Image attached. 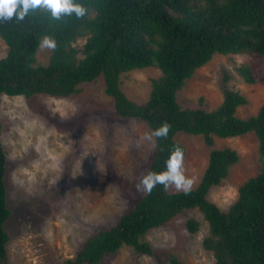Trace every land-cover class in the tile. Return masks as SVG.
Wrapping results in <instances>:
<instances>
[{
	"label": "trees",
	"instance_id": "1",
	"mask_svg": "<svg viewBox=\"0 0 264 264\" xmlns=\"http://www.w3.org/2000/svg\"><path fill=\"white\" fill-rule=\"evenodd\" d=\"M87 9L78 19L64 16L53 21L45 10L30 12L23 21H0V37L8 52L0 58V96L36 93L67 97L79 85L103 75L105 91L123 117L137 118L152 130L171 125L166 139H155L149 171H162L171 150L185 145L176 135H203L214 145V136L232 137L254 132L259 139L260 172L239 187L237 200L223 210L208 198L212 187L228 177L239 154L231 147L213 148L199 184L190 194L164 191L157 185L144 193L112 226L93 234L66 264H99L107 253L124 245L153 254L143 238L188 209H198L209 224L203 245L216 264H264V103L247 118L237 114L247 98L223 87V101L212 110L183 108L178 91L195 71L217 54L264 55V0H75ZM48 35L57 47L48 63H37L40 40ZM86 37L82 48L74 43ZM80 54L83 56L81 57ZM157 67L145 103L129 99L121 88V74ZM246 82L257 77L249 65L238 68ZM229 75L226 74L227 80ZM1 123V122H0ZM2 124H0L1 135ZM7 155L0 137V264H9L10 234L6 222L12 215L6 184ZM201 224L190 218L187 228L196 233ZM166 264H185L169 254Z\"/></svg>",
	"mask_w": 264,
	"mask_h": 264
},
{
	"label": "rangeland",
	"instance_id": "2",
	"mask_svg": "<svg viewBox=\"0 0 264 264\" xmlns=\"http://www.w3.org/2000/svg\"><path fill=\"white\" fill-rule=\"evenodd\" d=\"M85 41L80 37L74 45L82 48ZM7 52L0 37V58ZM51 52L39 47L37 63H48ZM242 65L251 67L257 82H246L238 69ZM159 76L161 71L154 66L124 72L121 88L132 101L145 103L152 79ZM224 86L247 98L238 107L240 117L256 114L264 103V55L215 54L186 80L178 102L183 108L215 109L223 101ZM0 122L12 209L6 222L9 264H66L93 234L115 224L144 194L136 186L155 152L156 141L143 139L153 130L143 120L118 114L105 91L103 75L80 84L79 91L67 97L1 94ZM175 138L186 147L184 173L194 179L193 188L202 179L213 148L231 147L239 154L228 177L208 194L223 210L237 200L240 185L260 172L259 139L254 132L214 136L212 146L203 135L182 131ZM169 191L176 192L174 187ZM190 218L201 224L196 233L187 228ZM208 234L202 213L188 209L145 234L153 254L124 245L107 253L99 264H166L169 254L185 264H216L203 245Z\"/></svg>",
	"mask_w": 264,
	"mask_h": 264
},
{
	"label": "clouds",
	"instance_id": "3",
	"mask_svg": "<svg viewBox=\"0 0 264 264\" xmlns=\"http://www.w3.org/2000/svg\"><path fill=\"white\" fill-rule=\"evenodd\" d=\"M45 10L50 13L53 21L60 20L64 16H72L81 19L87 14V9L76 3L75 0H0V21L17 22L23 21L30 12ZM42 49L55 51L57 44L54 38L45 35L39 42ZM171 125L167 122L161 123L151 132H146L143 139L155 142V139H166ZM194 179L187 177L184 173V152L180 146H175L167 160L165 168L162 171H149L140 178L137 184V190L151 194L157 185H162L165 192L170 187H174L177 192L190 194Z\"/></svg>",
	"mask_w": 264,
	"mask_h": 264
}]
</instances>
